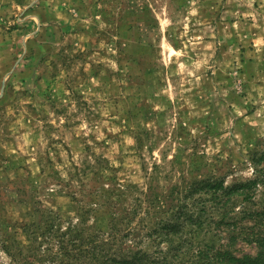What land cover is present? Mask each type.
<instances>
[{
  "label": "rangeland",
  "instance_id": "obj_1",
  "mask_svg": "<svg viewBox=\"0 0 264 264\" xmlns=\"http://www.w3.org/2000/svg\"><path fill=\"white\" fill-rule=\"evenodd\" d=\"M254 168L264 0H0V264H56L76 226L64 242L111 234L118 252L160 249L170 264L188 260L172 259L180 243L255 256L246 228L264 184L220 224L224 206L192 192L249 182ZM182 210L202 228L152 245L147 230ZM81 250L68 244L71 264L94 259Z\"/></svg>",
  "mask_w": 264,
  "mask_h": 264
},
{
  "label": "trees",
  "instance_id": "obj_2",
  "mask_svg": "<svg viewBox=\"0 0 264 264\" xmlns=\"http://www.w3.org/2000/svg\"><path fill=\"white\" fill-rule=\"evenodd\" d=\"M263 184L264 171L254 168V179L249 182L231 188H225L222 185H217V183L201 182L192 190V192L193 194H210V199L212 201L218 205L222 204V207L224 206L222 208L223 212L221 214V219L215 222L216 224H220L226 223L225 219L230 221L236 220V213L234 214L235 208L233 206L234 200L241 198L244 201H249L254 196L256 186ZM232 199L233 202L230 203ZM229 203L231 204L230 207H226ZM250 216L251 224L246 228L248 237H245V239L246 243H253L256 246L257 252L255 256L244 255L237 257L223 244L216 246L215 244L204 242L199 244L190 243L184 248H182L184 244L180 243L179 246L172 249V252L174 253L172 259H177V255L181 254L188 256V260L179 264H264V209L253 212ZM186 225H193L195 228H202L203 221L187 210H182L178 213L174 222H163L155 227L149 228L146 232V238L152 245L156 244L158 246L162 243H169L171 242V238H179L178 234H181ZM78 229L79 227L77 226L74 228L72 227L68 232L60 235L62 240L58 242V250L50 254L51 260L55 261L56 264H71V259L76 261L79 260L78 257L72 254V251H68V244H73V247L78 246L83 252L87 250L88 257L90 252L93 251L95 257L92 261L96 260L94 261V264H170L165 255L166 253L164 254L160 249L153 251L152 253L143 250L129 251L127 253L118 252V245L114 243L115 235L111 234H108V238H110L113 243L110 242L107 244H98L96 241H88L84 244L83 241H79L77 245L74 246L75 239L72 240L73 242H70V240L66 242L63 241V237L69 236L74 230ZM34 230V232H29V235L32 237V243L36 245L38 244L37 239H40V236H38L36 227ZM26 231H28V229ZM73 236L81 237V233L76 231V234ZM88 245L90 248L87 249L86 247ZM35 249L36 248H34V250ZM79 257L81 258V256ZM22 261L23 262H20L15 259L13 263L35 264V258L32 262H27V258H23ZM92 261L90 264H92Z\"/></svg>",
  "mask_w": 264,
  "mask_h": 264
}]
</instances>
